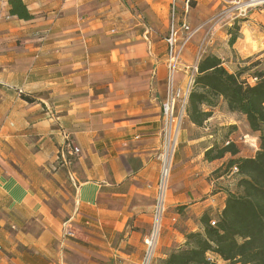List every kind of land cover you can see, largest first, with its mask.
<instances>
[{"label": "crops", "instance_id": "0c3cea01", "mask_svg": "<svg viewBox=\"0 0 264 264\" xmlns=\"http://www.w3.org/2000/svg\"><path fill=\"white\" fill-rule=\"evenodd\" d=\"M22 1L34 18L0 0V264H139L163 144L171 0ZM183 1L177 21L204 26L177 83L207 53L241 78L264 70V8L229 44L231 22L206 23L227 0ZM202 107V131L179 133L156 259L202 231L203 216L217 219L237 188L231 155L209 161L204 151L226 140L238 156L258 149L244 114L222 98Z\"/></svg>", "mask_w": 264, "mask_h": 264}, {"label": "trees", "instance_id": "16d2710c", "mask_svg": "<svg viewBox=\"0 0 264 264\" xmlns=\"http://www.w3.org/2000/svg\"><path fill=\"white\" fill-rule=\"evenodd\" d=\"M9 14L20 19L35 17L22 0H7ZM236 18L227 29L228 43L233 44L239 29ZM257 81L249 84L240 72H229L215 54H204L186 107L187 119L202 126L222 98L229 111L242 113L253 132H258V149L251 157L238 156V149L228 144H214L204 151L206 160L229 153L225 168L237 167V188L227 194L216 224L202 217V231L185 233L182 245L172 248L162 264H264V70L255 71ZM25 99H29L24 96ZM219 261H221L219 263Z\"/></svg>", "mask_w": 264, "mask_h": 264}, {"label": "built area", "instance_id": "2783aa9c", "mask_svg": "<svg viewBox=\"0 0 264 264\" xmlns=\"http://www.w3.org/2000/svg\"><path fill=\"white\" fill-rule=\"evenodd\" d=\"M175 0H172L170 6V20L168 33L166 37V90L165 97L160 104L163 117V144L161 151L157 154L159 160V174L156 181L155 201L152 210L151 229L143 237L144 252L139 264H152L154 254L158 245L159 235L166 211V193L168 182L171 174L172 159L178 142L179 133L182 129V123L186 116V107L188 104L189 94L192 90L195 74L197 71L196 64L187 66L189 70L186 80L183 84L176 82L175 75L180 67L181 56L194 37V35L203 28L204 24L192 27L186 20L177 21L175 18ZM221 18H212V25ZM215 21V22H213ZM209 23V22H206ZM257 77L252 76L247 83H255ZM230 140H226L228 144ZM73 153H77V147L72 148ZM231 170L237 172V167L232 166ZM176 221V217H172ZM210 225H215V219L209 220ZM70 234V232H67Z\"/></svg>", "mask_w": 264, "mask_h": 264}, {"label": "rangeland", "instance_id": "374dc122", "mask_svg": "<svg viewBox=\"0 0 264 264\" xmlns=\"http://www.w3.org/2000/svg\"><path fill=\"white\" fill-rule=\"evenodd\" d=\"M171 2H172V0H171ZM171 2H170V6H171ZM183 2H185V0ZM195 2H196L195 0H189L188 3H189V5L193 6L195 4ZM175 4H176V7H175L174 15H175V18L177 19V11L179 9L177 6V0H175ZM170 6H169V20H170ZM259 8H264V1L263 2H259V0L258 1L257 0H255V1H252V0L222 1V2H220L219 6L215 9L216 12L214 11V13H216V15L214 17L209 18L207 20V22H212V21H210V19H212V18H221L219 21H221V20H222V22L229 21V22H231V26H232V24H233V22H235L236 18L239 20L238 22L245 21V20H253V18H255L256 12L259 11ZM180 11H182V10H180ZM182 13L185 14L187 12L182 11ZM194 37H195V35H194ZM192 40H193V38L191 39V41ZM197 56H198V54H197ZM181 59H182V56H181ZM180 63H181V60H180ZM250 78H251V76H245L244 78H241V79L246 81V80H250ZM175 79H176V77H175ZM165 84H166V82H165ZM251 84H254V83H251ZM188 126H189V129L191 128L190 130H192V134H194V135L196 133H199L200 131H202V129L199 128V126L195 125V127H193L190 124V121L187 119V116H185L183 123H182V129L186 128ZM189 136H190V133H189ZM220 142L222 144L223 141L220 140ZM224 144H225V142H224ZM248 145L251 146L250 141H247V146ZM177 148H178V143L176 145V149ZM157 161H159V160L157 159ZM231 171H233V170H231ZM235 173H237V172H235ZM169 181H170V179H169ZM168 185H169V182H168ZM165 215H166V211H165L164 217H165ZM163 221H164V218H163ZM176 221H177V219H176ZM176 221H171V222L176 223ZM150 229H151V226H150ZM156 252H157V248H156V251L154 254L152 264H162V259H159V258L156 259ZM220 262L221 261H219V263ZM237 264H239V263H237Z\"/></svg>", "mask_w": 264, "mask_h": 264}, {"label": "bare ground", "instance_id": "6f19581e", "mask_svg": "<svg viewBox=\"0 0 264 264\" xmlns=\"http://www.w3.org/2000/svg\"><path fill=\"white\" fill-rule=\"evenodd\" d=\"M252 1H255V0H252ZM258 1V0H257ZM264 0H259V2H263Z\"/></svg>", "mask_w": 264, "mask_h": 264}]
</instances>
